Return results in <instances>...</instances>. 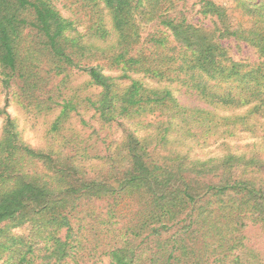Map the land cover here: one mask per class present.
<instances>
[{
	"label": "trees",
	"instance_id": "obj_1",
	"mask_svg": "<svg viewBox=\"0 0 264 264\" xmlns=\"http://www.w3.org/2000/svg\"><path fill=\"white\" fill-rule=\"evenodd\" d=\"M228 1L188 22L162 0H0L1 89L57 114L34 149L0 109V264H264L243 235L264 234V0ZM73 71L85 96L60 93Z\"/></svg>",
	"mask_w": 264,
	"mask_h": 264
},
{
	"label": "rangeland",
	"instance_id": "obj_2",
	"mask_svg": "<svg viewBox=\"0 0 264 264\" xmlns=\"http://www.w3.org/2000/svg\"><path fill=\"white\" fill-rule=\"evenodd\" d=\"M218 4L229 6L230 2L228 0H214ZM159 6V13H165L170 18H180L185 17L188 22H196L197 19H200L196 15L199 8V0H162ZM58 8L61 6L58 4ZM63 12V11H62ZM205 22V21H203ZM138 25L141 24L140 19L137 20ZM153 24L151 23H142L141 28L143 32H148ZM46 77V75H45ZM61 78H53L52 75L47 78V85H45V90L49 91L53 87L59 85ZM87 81V76L83 72L73 71L70 73L69 79L62 85L59 86L60 93L63 95H68V93H73L77 91L81 97L85 96L91 91H85V83ZM79 88V90H77ZM60 94V95H61ZM62 96V95H61ZM8 97L9 103L6 107V111L11 115L17 124V129L20 134L21 141L28 145L31 148L39 149L45 148L49 143L53 142V137L50 135V127L53 123L55 116L57 114L51 115H30L19 108L14 101L10 100V96L6 95V92L1 89L0 86V109L5 107L6 98ZM7 105V104H6ZM150 118V117H149ZM148 118V120H149ZM74 120V119H73ZM86 120L89 121V117H86ZM72 121V119H70ZM74 123V121H73ZM95 123H93L94 125ZM3 118H0V133L2 130ZM95 127V126H94ZM77 128H80L77 126ZM90 131H86L84 137L87 138ZM105 133H102L103 136ZM249 139H244L237 144L243 145ZM88 145L92 147L90 150L91 154L99 153L101 151V144L97 141V138L94 136L92 139L88 140ZM213 149V148H212ZM141 204L140 200L137 197H129L124 199L121 204L116 208V221L122 225H127L134 222L139 215L141 214ZM245 237V243L248 247L259 250L264 253V234L257 229L256 227L249 225L243 232Z\"/></svg>",
	"mask_w": 264,
	"mask_h": 264
}]
</instances>
